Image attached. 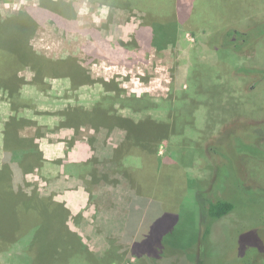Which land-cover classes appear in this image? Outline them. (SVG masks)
Here are the masks:
<instances>
[{"label":"rangeland","instance_id":"obj_1","mask_svg":"<svg viewBox=\"0 0 264 264\" xmlns=\"http://www.w3.org/2000/svg\"><path fill=\"white\" fill-rule=\"evenodd\" d=\"M54 1L56 10L50 0H0V20L34 13L29 45L39 64L52 63L38 77L30 64L10 70L12 87L0 89V134L11 111L25 106L33 113L35 101L17 98L19 91L41 90L43 121L89 118L101 125V107H112L132 121L124 134L132 149L147 150L157 165L132 155L141 167L129 179L101 175L114 190L100 255L48 227L50 220L36 228L28 219L31 202L4 201L0 188V264H264V159L241 149H264V33L255 37L264 29V0ZM41 2L45 8L26 11ZM170 21L171 35L162 37ZM234 30L251 34L224 39ZM2 34L0 53L10 42ZM108 42L127 48L112 50ZM103 84L108 96H101ZM1 151L0 143V164ZM108 163H101L102 174ZM25 177L18 181L30 193L34 178ZM48 180L43 175L41 185L49 188ZM213 198L235 209L212 221L205 237Z\"/></svg>","mask_w":264,"mask_h":264},{"label":"crops","instance_id":"obj_2","mask_svg":"<svg viewBox=\"0 0 264 264\" xmlns=\"http://www.w3.org/2000/svg\"><path fill=\"white\" fill-rule=\"evenodd\" d=\"M104 79L107 80L106 77ZM72 91L82 89L78 87ZM110 91L111 88L101 85V96H108ZM19 97L35 101L36 109L32 105L34 109L30 113L28 107L20 106L16 113L10 112L8 121L1 124L3 156L0 171L6 175L3 183L0 181V188L4 187L8 197L4 201L11 198L16 203V197H10L9 193L23 192V196L18 195V201L23 202L25 198L33 201V206L45 205L48 208L41 213V220L47 219L58 227L64 226L67 234L83 251L89 255H100L101 239L104 240L101 223H107L106 210L111 209L114 190L101 175L107 177L119 172L128 178V173L141 167V160L137 161L128 152L122 153L125 148L122 146L128 141L124 135L125 127L133 125L132 121L116 115L117 112L108 106L101 107V117H104L101 125L89 118L75 123L67 119L43 121L39 108L41 90L19 91ZM49 112L50 116L52 111ZM85 115L86 112L82 111V119ZM76 116L80 117V114ZM104 161H109V172L102 174L101 163ZM27 175L34 178L30 179L34 181L30 193H26L21 181H18V177L27 180ZM43 175L50 179L49 188L41 185ZM36 176L41 179H36ZM11 177H16L13 182L15 189ZM42 188H46L43 194ZM110 224L105 226L106 230L113 229L115 221Z\"/></svg>","mask_w":264,"mask_h":264},{"label":"trees","instance_id":"obj_3","mask_svg":"<svg viewBox=\"0 0 264 264\" xmlns=\"http://www.w3.org/2000/svg\"><path fill=\"white\" fill-rule=\"evenodd\" d=\"M50 2L53 4L52 7L50 8L51 10H56V8L59 6L58 1H54V0H50ZM42 2L40 4V7L38 8H32V7H28V10H37L41 9L42 7ZM50 7V6H49ZM45 8V7H44ZM34 13H30L29 15L26 14V12H21L18 15H14L10 18H7L5 20H0V32H3V39H5L6 42H8V40L10 42L8 47H4V50L2 53H0V89L2 90H8L9 88L12 87L11 84V77L9 78V75H11L10 70L15 68L17 65L19 64H30L31 67L33 68V70H35V73H37V77L40 75H44L45 73L48 74L49 71H47L51 66V64L49 66H44L39 64V61L37 59L36 56L38 55H34V53L32 52V48L29 45V36L31 35V33L34 31L33 25L35 24H31V22H34L35 19L32 18V15ZM59 14V13H58ZM28 15V16H27ZM38 15V13L35 12V16ZM57 16V15H56ZM59 16V15H58ZM68 16V15H66ZM173 27V22L170 21L168 25L163 24V27L161 28V36H170L171 32L169 31L170 28ZM259 33V34H258ZM262 33H264V29L260 30L258 32H256L255 37L261 35ZM154 34V33H153ZM251 34L250 31H226L225 35H224V39L227 38H231L232 36L237 35L238 37L241 35L243 37H248ZM258 34V35H257ZM241 38V37H240ZM256 41V40H255ZM255 41L248 47V49H252V45L254 46ZM110 46L109 48H113L112 50H116V48L118 47L117 45L120 46V48H127V45L124 43H117V44H111L108 43ZM117 46V47H116ZM247 50L245 47L241 48V51ZM75 64V63H74ZM249 72H258L257 70H249ZM7 74V76H6ZM75 79H78L81 75V71L80 68L76 67L75 64V68L73 69V74H72ZM12 79H14L13 75H12ZM80 79V78H79ZM10 93H14L15 91H9ZM139 103V102H138ZM145 103V104H144ZM143 103V105L147 104V100H145ZM136 105L138 104H131V106L133 107H137ZM138 109H135V111H137ZM124 149H122V153L125 154L124 152H128V155H138V156H142L143 155V161L145 162L144 165H147L148 160H147V156H150L153 158L154 160V167L156 168L157 165V160L154 157L153 154H149L146 151H141V152H136L132 149V146L130 143H128V141L122 146L124 147ZM245 148L249 149L248 153H252L253 155H255V157L257 156L256 154H258L259 158L264 159V149H259L260 147H256L253 144L252 145H248V147L245 146L244 147L242 145V150L246 151ZM146 152V153H144ZM147 154V155H145ZM139 169H137L136 171H138ZM139 172V171H138ZM2 174V178H0V181H2L5 178L6 173L1 172ZM14 194V195H13ZM9 193V195H13L12 197H16L17 201L19 204L22 203L20 201H18V195L23 196L21 193ZM21 200V199H20ZM22 200H26L25 198H23ZM11 201V198H10ZM31 202V207L29 212H27L29 214L28 219H32V217H34V224L37 221L38 225L39 223L41 224L42 221L47 219H40L41 213L39 214V210L37 208H40L41 211H43L42 213L48 211L47 207H44L42 205V207H37L36 205L33 206L32 201ZM32 207H35L34 209H32ZM235 209V204L230 201L227 200L225 198H216V199H209V203L206 206V212H207V217L209 219V223L206 222L205 227L203 228L204 230V236H208V234L210 233V229L212 228V221H216V220H220L222 218H224L226 215L232 213V211ZM39 219L41 221H39ZM51 225H55L54 223H50L49 222V226ZM36 227V224H35ZM64 227V226H63ZM62 226H60V229L67 233L65 230V227L63 228ZM37 228V227H36ZM70 235V234H69ZM76 241V240H75Z\"/></svg>","mask_w":264,"mask_h":264}]
</instances>
